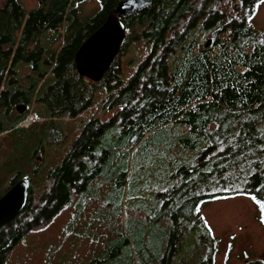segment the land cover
<instances>
[{"label": "trees", "instance_id": "trees-1", "mask_svg": "<svg viewBox=\"0 0 264 264\" xmlns=\"http://www.w3.org/2000/svg\"><path fill=\"white\" fill-rule=\"evenodd\" d=\"M84 1L38 0L29 11L18 0L0 4V134L5 120L25 117L24 124L30 115L17 108L27 112L34 101L44 102L52 115L74 118L94 106L96 90L104 87L103 107L120 108L108 122L93 118L86 124L61 164L49 173L50 186L38 201L30 180L20 174L10 180L4 192L24 179L29 194L22 211L0 228V264L26 234L70 206L73 194H88L112 152H98L97 147L109 127H119L115 135L121 147L177 124L188 125L208 147L194 166L177 169L173 186L157 192L153 227L164 217L170 227L151 241L158 247L152 259L172 264L186 233L197 223L200 237L207 240L199 238L206 247L199 264H215L218 241L208 234L202 205L238 196L264 202V32L253 28L249 18L264 0H154L146 10L121 20L125 38L120 52L98 82L77 72L74 57L121 0H99V10L81 19L79 5ZM46 30L54 36L43 45ZM134 42L150 48L133 75L125 78L120 57ZM21 63L31 64L37 80L18 74ZM48 72L55 81L40 95ZM182 142L195 148L191 140ZM116 173L117 186L125 185L126 173L120 168Z\"/></svg>", "mask_w": 264, "mask_h": 264}, {"label": "rangeland", "instance_id": "rangeland-1", "mask_svg": "<svg viewBox=\"0 0 264 264\" xmlns=\"http://www.w3.org/2000/svg\"><path fill=\"white\" fill-rule=\"evenodd\" d=\"M18 1L28 11L38 6V0ZM99 8L97 0L84 1L79 5V18L90 17ZM250 24L264 32V1L258 4ZM53 36V31H44L42 44H48ZM149 48L143 42L131 44L127 54L120 57L123 77L133 75ZM17 71L20 76L37 80V71H33L31 64L21 63ZM54 81L53 74L48 72L41 81L39 94ZM106 96L105 88L99 87L94 106L74 118L67 114L52 115L44 102L34 101L29 111L20 108L21 114L34 116L29 129L21 124L25 117L5 120L4 132L0 134V193L20 174L30 180L38 201L50 186L49 173L61 164L86 124L93 118L108 122L119 111L120 108L103 107ZM117 127H109L97 146L98 152L102 149L112 152L88 194H73L70 206L26 234L11 249L4 264H155L158 247L150 243L159 238L164 228L170 227L167 217L153 227L156 194L177 182L175 172L179 167L194 166L208 142L202 136H195L188 125L177 124L118 147ZM182 140L193 141L195 148H188ZM119 168L126 173V184L122 186L116 184ZM200 212L218 241L215 264H246L257 260L264 264V225L250 198L213 200L203 204ZM196 226L197 223L186 233L172 264H199L206 250L201 242L207 240L200 237Z\"/></svg>", "mask_w": 264, "mask_h": 264}, {"label": "water", "instance_id": "water-1", "mask_svg": "<svg viewBox=\"0 0 264 264\" xmlns=\"http://www.w3.org/2000/svg\"><path fill=\"white\" fill-rule=\"evenodd\" d=\"M154 0H121L107 14L103 24L81 45L74 57L77 72L98 82L108 71L120 52L125 38L121 20L146 10ZM210 41L207 42L209 46ZM19 112L22 110L17 108ZM29 194V184L18 180L0 195V228L14 219L24 208Z\"/></svg>", "mask_w": 264, "mask_h": 264}, {"label": "snow or ice", "instance_id": "snow-or-ice-1", "mask_svg": "<svg viewBox=\"0 0 264 264\" xmlns=\"http://www.w3.org/2000/svg\"><path fill=\"white\" fill-rule=\"evenodd\" d=\"M97 2L99 3V0H97ZM249 18H251V17H249ZM241 75H242V73H241ZM196 98L199 99V96H197ZM262 190H264V189H262ZM252 199L255 202V204L258 205V207H259V210H260V213H261L260 222L262 224H264V202H262L257 197H253ZM200 219L203 220L204 218L200 217ZM205 227H207V225H205ZM208 234L211 235V231L210 230H209Z\"/></svg>", "mask_w": 264, "mask_h": 264}, {"label": "built area", "instance_id": "built-area-1", "mask_svg": "<svg viewBox=\"0 0 264 264\" xmlns=\"http://www.w3.org/2000/svg\"><path fill=\"white\" fill-rule=\"evenodd\" d=\"M34 120V117L33 116H29L27 121L23 124L24 126H27L28 124H30L32 121Z\"/></svg>", "mask_w": 264, "mask_h": 264}, {"label": "flooded vegetation", "instance_id": "flooded-vegetation-1", "mask_svg": "<svg viewBox=\"0 0 264 264\" xmlns=\"http://www.w3.org/2000/svg\"><path fill=\"white\" fill-rule=\"evenodd\" d=\"M259 261V260H258ZM260 262H262V261H260ZM264 263V262H263Z\"/></svg>", "mask_w": 264, "mask_h": 264}, {"label": "bare ground", "instance_id": "bare-ground-1", "mask_svg": "<svg viewBox=\"0 0 264 264\" xmlns=\"http://www.w3.org/2000/svg\"><path fill=\"white\" fill-rule=\"evenodd\" d=\"M20 114V113H19ZM32 116V115H31Z\"/></svg>", "mask_w": 264, "mask_h": 264}]
</instances>
